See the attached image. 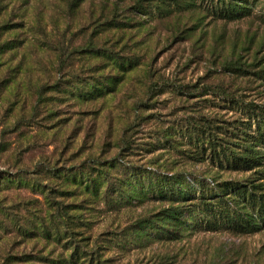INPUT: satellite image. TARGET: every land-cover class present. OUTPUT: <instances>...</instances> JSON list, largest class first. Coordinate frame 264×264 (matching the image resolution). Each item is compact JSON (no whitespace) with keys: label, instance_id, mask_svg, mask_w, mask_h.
<instances>
[{"label":"rangeland","instance_id":"374dc122","mask_svg":"<svg viewBox=\"0 0 264 264\" xmlns=\"http://www.w3.org/2000/svg\"><path fill=\"white\" fill-rule=\"evenodd\" d=\"M165 1L174 12L160 17V0H0V45L14 46L0 53V264H53L75 244L78 264H264V230L135 247L124 229L159 203L105 204V179L127 167L211 177L208 163L184 162L178 129L201 114L224 126L237 118L218 96L264 105V0H245L251 15L232 21L212 17L217 0ZM231 54L254 65L225 71ZM185 84L218 96L173 88ZM81 164L83 188L69 171ZM82 200L66 229L57 214Z\"/></svg>","mask_w":264,"mask_h":264},{"label":"trees","instance_id":"16d2710c","mask_svg":"<svg viewBox=\"0 0 264 264\" xmlns=\"http://www.w3.org/2000/svg\"><path fill=\"white\" fill-rule=\"evenodd\" d=\"M160 3L154 4L160 17L174 12L165 0H160ZM136 6L142 7L139 2H136ZM212 6V17L224 21L248 17L252 11L245 0H217ZM193 7L192 2L187 3L189 12L194 11ZM259 18L264 24V14L259 15ZM9 43L5 41L0 45V53L14 48ZM235 54L225 57L221 66L232 74L245 75L248 73L247 66L249 68L254 63L241 62V56ZM258 73L264 77V67H260ZM195 86L197 84H185L173 88L187 95L197 93L196 96H218L210 85L194 89ZM219 91L223 90L219 88ZM218 97L228 101L230 108L236 110L239 116L224 126L201 114L178 129L184 139L181 144L186 146L185 149H179L184 162L208 163L215 170L211 177L191 175L185 171L161 173L145 167H127L114 180L111 181L113 177L105 179L109 182L102 193L106 205L121 209L145 201L159 203L148 215L139 217L124 229L135 235L131 238L135 247L144 245L145 239V243L149 240H178L195 232L228 231L246 235L264 230V182L260 181L264 179V105L229 94L227 97ZM173 138L168 133L164 140L169 142ZM54 169L61 171V168ZM69 171L72 183L83 188V164ZM220 172H250V175L242 179H230L222 178ZM95 183V192L91 193L99 195L101 180ZM74 208L62 207V211L58 208L60 213L57 216L64 221L66 229L72 226L69 218L80 217L77 211L83 209V200ZM73 232L71 230L70 234ZM78 261L83 263V250L75 244L68 258L57 259L53 264H78Z\"/></svg>","mask_w":264,"mask_h":264}]
</instances>
